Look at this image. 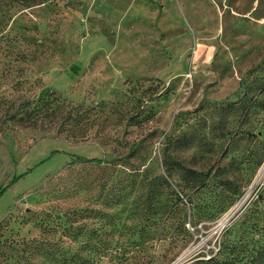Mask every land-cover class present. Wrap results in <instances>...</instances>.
Returning a JSON list of instances; mask_svg holds the SVG:
<instances>
[{
    "label": "rangeland",
    "instance_id": "1",
    "mask_svg": "<svg viewBox=\"0 0 264 264\" xmlns=\"http://www.w3.org/2000/svg\"><path fill=\"white\" fill-rule=\"evenodd\" d=\"M7 22L0 264L53 263L32 250L40 238L76 250L60 229L48 233L68 209L101 241L173 232V218L142 216L139 204L159 174L180 194L189 233L177 245H133L132 261L152 252L153 264L216 254L240 264L264 244V0H52L17 7ZM43 95L89 112L68 122L33 114L26 100ZM73 154L107 163H67ZM188 168L203 180L192 194L211 213L196 224Z\"/></svg>",
    "mask_w": 264,
    "mask_h": 264
},
{
    "label": "trees",
    "instance_id": "2",
    "mask_svg": "<svg viewBox=\"0 0 264 264\" xmlns=\"http://www.w3.org/2000/svg\"><path fill=\"white\" fill-rule=\"evenodd\" d=\"M52 0H0V28L6 25L8 20L11 19L12 13L17 7H29L32 4H40L47 3ZM35 101V106L31 109L33 114L39 116L51 117L56 114H59L63 119V122L68 121H77L80 118L84 117L89 109L83 107L82 105H75L68 108V110L62 109L64 106L63 101L55 96H39L35 100H26L25 106H28ZM30 112H28V115ZM92 163L95 165H102L107 163V160L104 156H85V155H77L73 154L67 163ZM190 176L189 183V194L186 199L189 209H191V223L201 222L203 219L208 218L211 214L208 208L205 207V203H201V200L197 201L194 197L193 192H195L198 188L201 187L202 178L196 176L197 171L193 168L187 169ZM159 178L161 180L158 183L156 189L151 191V197L147 195H143V198L139 204L141 205V210L143 211L142 216L149 218L152 215L165 218H173L177 224V229L173 230V232L161 231V232H153V231H143L138 235V239H131V235L124 236L122 238L116 237L111 234L110 237L102 239H96L92 233L86 226V224L75 225L77 212L74 209H68L66 211L59 212L58 218L62 216L64 218L63 221L59 220L54 223V229L51 228V225H48V233H54L56 230L60 229L61 234L66 237H71V240L77 242L76 250L72 251L69 248H65L60 243H57V240L54 241L52 238H40V240H36L37 245H35L32 250L35 253H42L50 259L51 264H56L55 262H59V264H98L100 260L108 256L112 261L116 264H153L154 256L153 253H146L147 259L144 262L132 261L133 258H136L135 253L137 250L134 249V246L138 244H148L152 243L153 245L158 244L161 241L169 240L171 244H179L186 241V236L188 235V231L184 228L183 222L179 221L181 216L184 219H187L188 214L182 211V205L184 208V203L182 202L180 194L170 186L169 180L159 174ZM164 184V185H163ZM161 186H165L166 192H163ZM4 188V187H3ZM3 188H0V192ZM165 198H163V196ZM182 204V205H180ZM139 205H136L131 208V210H136ZM134 208V209H133ZM195 212L192 213V210ZM86 212V210H84ZM139 214V211H137ZM87 216V214H85ZM84 217V216H83ZM194 219V221H192ZM114 220V219H113ZM112 220V221H113ZM116 227V223H114ZM181 225V226H180ZM180 226V227H178ZM46 227V226H45ZM132 225L128 228L130 229ZM117 228V227H116ZM115 230V229H114ZM100 241V242H99ZM111 244H115L112 250L108 249V246ZM151 244V245H152ZM57 246L61 248V252L57 253ZM146 251V250H145ZM189 264H239L233 261H223L219 258L218 254L215 256L209 257L208 259L203 260H194ZM240 264H264V244L259 246L254 253H252L246 262H241Z\"/></svg>",
    "mask_w": 264,
    "mask_h": 264
},
{
    "label": "water",
    "instance_id": "3",
    "mask_svg": "<svg viewBox=\"0 0 264 264\" xmlns=\"http://www.w3.org/2000/svg\"><path fill=\"white\" fill-rule=\"evenodd\" d=\"M234 210H235V209H234ZM234 210H233V211H234ZM233 211H232V213H233ZM232 213H231V214H232ZM228 218H229V216L225 219V221H226ZM225 221H224V223H225ZM179 260H180V258H178L177 260H175L174 263H172V264H177V263L179 262Z\"/></svg>",
    "mask_w": 264,
    "mask_h": 264
},
{
    "label": "bare ground",
    "instance_id": "4",
    "mask_svg": "<svg viewBox=\"0 0 264 264\" xmlns=\"http://www.w3.org/2000/svg\"><path fill=\"white\" fill-rule=\"evenodd\" d=\"M259 178H260V174L258 175V178H257V180H258ZM257 180H256V181H257ZM223 222H224V221H223Z\"/></svg>",
    "mask_w": 264,
    "mask_h": 264
}]
</instances>
